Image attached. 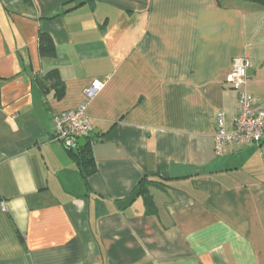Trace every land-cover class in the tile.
I'll use <instances>...</instances> for the list:
<instances>
[{"label":"crops","instance_id":"crops-1","mask_svg":"<svg viewBox=\"0 0 264 264\" xmlns=\"http://www.w3.org/2000/svg\"><path fill=\"white\" fill-rule=\"evenodd\" d=\"M239 58L264 111L258 4L0 0V264H264V141L215 152V116L231 131L240 111ZM85 104L88 177L52 123Z\"/></svg>","mask_w":264,"mask_h":264},{"label":"built area","instance_id":"built-area-1","mask_svg":"<svg viewBox=\"0 0 264 264\" xmlns=\"http://www.w3.org/2000/svg\"><path fill=\"white\" fill-rule=\"evenodd\" d=\"M249 62L247 58L234 60L229 85L237 93L240 111L233 119L231 131L226 127V115L220 112L215 116V152L224 153L230 144L260 145L264 141V111L255 105L253 96L247 90ZM105 82L95 80L85 90L87 102L103 90ZM54 139L68 150H77L79 140L89 139L92 125L86 113V104L81 108L56 114L52 118Z\"/></svg>","mask_w":264,"mask_h":264},{"label":"trees","instance_id":"trees-1","mask_svg":"<svg viewBox=\"0 0 264 264\" xmlns=\"http://www.w3.org/2000/svg\"><path fill=\"white\" fill-rule=\"evenodd\" d=\"M251 3L258 4L262 7H264V0H245ZM39 50L41 56L49 57L52 55H55V49L52 45V42L49 38V36L45 34H41L39 38ZM51 78L55 77V73L51 72L48 74ZM47 78V76H46ZM41 88L44 90V84L40 82ZM64 94L63 88L56 87V96L61 97ZM71 157L75 162L77 163L79 169L83 173L84 177H88L95 173V163L92 157V150H91V143L88 142V144L84 148H78L77 151H70ZM141 189L145 187V184H141ZM148 209L150 210L153 206V202L151 198L147 197L145 199ZM150 212V211H149Z\"/></svg>","mask_w":264,"mask_h":264},{"label":"water","instance_id":"water-1","mask_svg":"<svg viewBox=\"0 0 264 264\" xmlns=\"http://www.w3.org/2000/svg\"><path fill=\"white\" fill-rule=\"evenodd\" d=\"M76 7V4L74 3H71V4H68L67 6H65V10H70L72 8H75ZM79 146L80 148H84L86 145H87V140L86 139H81L79 140ZM140 189H137L135 192H133V194L125 201L123 202H119L118 203V208L121 210V211H125L128 207H130L133 202L137 199V197L140 195Z\"/></svg>","mask_w":264,"mask_h":264},{"label":"rangeland","instance_id":"rangeland-1","mask_svg":"<svg viewBox=\"0 0 264 264\" xmlns=\"http://www.w3.org/2000/svg\"><path fill=\"white\" fill-rule=\"evenodd\" d=\"M87 144H88V142H87ZM77 151V150H76Z\"/></svg>","mask_w":264,"mask_h":264}]
</instances>
